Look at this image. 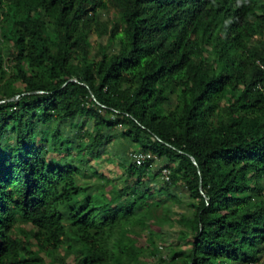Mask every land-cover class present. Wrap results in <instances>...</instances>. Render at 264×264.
Here are the masks:
<instances>
[{
	"label": "trees",
	"instance_id": "16d2710c",
	"mask_svg": "<svg viewBox=\"0 0 264 264\" xmlns=\"http://www.w3.org/2000/svg\"><path fill=\"white\" fill-rule=\"evenodd\" d=\"M55 124L77 127L79 162L99 161L119 128L152 161L131 158L122 187L96 172L90 192L85 169L48 157L73 152L72 133L45 137ZM177 189L189 212L173 209ZM263 252L264 0H0V264H259Z\"/></svg>",
	"mask_w": 264,
	"mask_h": 264
},
{
	"label": "rangeland",
	"instance_id": "374dc122",
	"mask_svg": "<svg viewBox=\"0 0 264 264\" xmlns=\"http://www.w3.org/2000/svg\"><path fill=\"white\" fill-rule=\"evenodd\" d=\"M103 19H107L106 15H103ZM92 41V47L94 51H97L99 49V45L103 44L105 45L107 43L106 38H101L98 36V34H93L91 36ZM85 130H92L90 123H85L84 125ZM54 128H58V130L63 132V136L67 135V133L73 134V152L70 154H67V152L58 153L53 150H50L48 152V157H52L54 160L63 162V163H75L78 164V167L85 169L84 174L81 176L84 182H86L89 188V191H93L96 189V187L99 186L100 180L96 176V172L106 174L108 176H112L116 178L117 183H119L120 187L123 186L122 179L124 178L126 174V165L130 164L132 162L131 156H125V150L130 149L131 153L133 151H136L139 149L138 146L133 145L129 140L125 139L122 134L124 132V129L119 128L118 130L114 132H109L108 130L105 131V134H110L112 137L111 142H109L105 149H104V155L99 161H93L88 162V164L79 162L80 155L78 154V145H79V138L78 135L75 136V132L78 130L77 127L65 124V125H52L50 128H46V134L45 137L49 140L52 139V130ZM126 148V149H125ZM155 171H159V167L162 165V163L158 160H155ZM121 181L120 182H118ZM174 193L176 195H179L181 200L183 201L180 205H175L174 210L178 212H189V208L187 206V197L185 196V193L181 189L174 190ZM165 234L164 236H159L156 238V245L159 247L161 253L159 257H170L171 254V248L170 246L172 244V241L174 243V237L173 232L170 231V227L166 226L164 230ZM142 240L141 242H146V236L147 233H142ZM163 237V238H162ZM149 252L150 250H147ZM156 259V258H155ZM259 264H264V252L262 259Z\"/></svg>",
	"mask_w": 264,
	"mask_h": 264
},
{
	"label": "built area",
	"instance_id": "2783aa9c",
	"mask_svg": "<svg viewBox=\"0 0 264 264\" xmlns=\"http://www.w3.org/2000/svg\"><path fill=\"white\" fill-rule=\"evenodd\" d=\"M131 158L133 162L138 166L141 167L145 165L148 162L152 161V156L144 151L138 150L131 154ZM150 167H153V164L150 165ZM162 176L163 179L166 182H170L171 179V170L169 168H164L162 170Z\"/></svg>",
	"mask_w": 264,
	"mask_h": 264
},
{
	"label": "water",
	"instance_id": "95a60500",
	"mask_svg": "<svg viewBox=\"0 0 264 264\" xmlns=\"http://www.w3.org/2000/svg\"><path fill=\"white\" fill-rule=\"evenodd\" d=\"M192 160L194 161V159L192 158ZM202 189V188H201Z\"/></svg>",
	"mask_w": 264,
	"mask_h": 264
}]
</instances>
